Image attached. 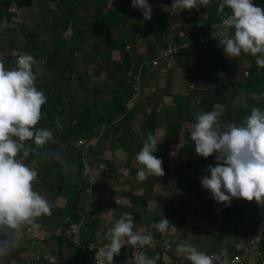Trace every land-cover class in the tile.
<instances>
[{
    "label": "crops",
    "instance_id": "crops-1",
    "mask_svg": "<svg viewBox=\"0 0 264 264\" xmlns=\"http://www.w3.org/2000/svg\"><path fill=\"white\" fill-rule=\"evenodd\" d=\"M124 2L129 23L141 26L140 36L130 48L133 62L140 63L136 71L131 67L124 74L129 76L126 83L131 86L125 111L110 124L94 127L89 139L81 138L87 142L95 140L85 156L76 144L77 139L57 138L47 158H23L24 163L38 170L33 187L52 205V214L36 218L38 227L25 226L11 250L0 257V264H94L91 254L81 250L66 231L74 228L82 243L108 242L101 241L97 232H106L119 219L120 212L142 215L140 222H134V230L141 233H146V223L153 216L159 220L167 218L170 225L163 239L154 237L151 246L122 247L114 257L115 264H134L140 251L157 257L158 264H191L176 252V245L182 241L191 242L208 255L226 250L229 264H264V205L243 198H234L230 206L216 202L202 187L201 177L210 176L209 165L223 162L215 160V153L205 158L194 148L179 149L184 143L183 134L191 132L196 122L189 117L199 113L200 101L212 103L211 111L220 112L221 129L229 123L242 124L252 107L264 108V99L253 98L254 93L264 97V69L256 63L257 57L249 53L241 52L238 57L225 55L219 37L184 48L187 41H196L200 34L217 32L216 24L209 22L213 15L219 17L215 12L222 0L185 10L172 3L164 4L165 0H148L162 14L161 18L152 14L150 20H144L142 12L131 7V0ZM253 3L264 9V0ZM156 23L166 31L158 42L155 39L161 29ZM167 46H176L177 52L152 64L157 50ZM117 55V59H112L118 61V52ZM254 67L263 78L250 75ZM95 68H101L102 75H93V80L85 76L88 80H83L84 87L80 89L85 92L74 87V78L70 84L76 100L88 106L96 102L100 111L101 105L111 99L115 76H109L108 66ZM98 78L106 85L104 90L92 86L93 82L98 84ZM178 121L179 128L168 134L166 125ZM150 133L158 142L154 155L163 159L165 174L139 181L136 174L142 165L136 154ZM78 151L80 174L73 162L67 160ZM77 176L86 181L77 209L80 214L88 210L95 214H82L75 221L70 203L77 196ZM235 255L239 258L233 262Z\"/></svg>",
    "mask_w": 264,
    "mask_h": 264
},
{
    "label": "clouds",
    "instance_id": "clouds-1",
    "mask_svg": "<svg viewBox=\"0 0 264 264\" xmlns=\"http://www.w3.org/2000/svg\"><path fill=\"white\" fill-rule=\"evenodd\" d=\"M210 3L211 0H173L172 4L185 10ZM131 7L140 10L144 20L152 18L148 0H131ZM218 10L222 20L215 25V35L225 55L238 57L241 52L249 53L257 57L256 63L264 69V9L253 0H222ZM35 63V58L27 53L17 56L15 68H7L0 61V257L11 250L25 226L38 227L36 218L52 214V205L33 187L38 170L23 162L30 152L44 148L53 139L49 128L38 127L48 97L36 87ZM253 98L264 99L255 93ZM220 115L217 110L203 111L197 114L192 126L195 152L205 158L215 153V160L223 162L208 166L210 176H202L201 185L211 193L212 199L225 206H230L234 198L264 205V108L252 107L242 124L229 123L223 129L219 125ZM56 123L57 127L63 126L59 121ZM157 146L150 133L136 154L137 162L142 165L136 174L139 181L165 174L163 159L154 155ZM169 225V220L163 217L153 222L148 232L141 233L134 230L131 214L123 213L106 232H97L101 241H108L95 252L97 264H115L114 257L126 244L141 249L151 246L154 242L151 229L167 234ZM176 252L191 264H229L226 250L208 255L191 242L178 243ZM157 259L140 251L134 257V264H157Z\"/></svg>",
    "mask_w": 264,
    "mask_h": 264
},
{
    "label": "trees",
    "instance_id": "trees-1",
    "mask_svg": "<svg viewBox=\"0 0 264 264\" xmlns=\"http://www.w3.org/2000/svg\"><path fill=\"white\" fill-rule=\"evenodd\" d=\"M43 1V0H42ZM54 5L59 8L58 15L53 16L54 22L49 23L47 19H41L38 24V29L51 39L50 47H47L45 41L41 38V33L34 32L28 26L20 28L19 35L22 38L20 45L16 46L17 54L5 53L0 46V59L4 62L7 68H15L17 66V56L22 52L32 55L36 63L39 58L44 60L43 70H37L33 65V72L36 74V87L42 90L48 97L47 102L42 106V119L38 127H47L53 132V139L49 146L45 149H38L36 152H30L26 159L40 157L39 153L47 152L48 155L55 147V140L57 138L63 140H76L78 138H90L95 131L94 127H102L103 125L113 122L125 111V102L129 98L131 86L126 83V74L132 67L136 71L140 61L133 62V57L130 53V48L133 47L135 38L140 36V25L129 23L127 20V12L118 7V0H74L67 2V0H51ZM117 1V2H116ZM126 1V0H124ZM128 1V0H127ZM16 0H0V22L3 16L11 17L12 12L9 8L17 6ZM45 2V0H44ZM114 2L116 4H114ZM173 3V0H165L164 4ZM230 12V9H225ZM155 12V13H154ZM209 23L216 25L221 23L222 14L216 9ZM152 14L156 18H161L158 6L152 7ZM152 19V18H151ZM47 20L48 27L42 30ZM158 22L156 19H153ZM158 24L160 30L159 36L155 39L156 42L161 40V36L166 32L162 26ZM127 26V27H125ZM127 29V30H124ZM7 30V29H6ZM68 32V35L65 33ZM8 30L0 31V36L8 37V43H14L12 36H9ZM93 39V42H92ZM92 42V43H91ZM128 42L130 43L127 47ZM113 51L118 52L119 60L112 59ZM120 69H117V65ZM108 66L111 68L109 76L114 75L115 83L111 88V99L101 105L100 111L95 107L96 102L91 105H85L83 102L76 100L75 90L71 88V79L76 77L77 87H84L83 74L80 69L84 68V74L89 75L91 68ZM250 75L254 78L262 77L254 67L250 69ZM95 92L92 93V97ZM212 103L208 101L199 102V113L203 111H211ZM67 108V110H66ZM198 113V114H199ZM196 116L189 117L190 120L196 121ZM183 116H181L182 118ZM57 121L62 127H57ZM178 122H171L166 126L167 133L171 134L179 127ZM184 143L179 147L181 151H187L195 148L194 141L191 139V132L186 131L183 134ZM26 143L31 144V141ZM36 148L35 145H33ZM48 155H43L47 158ZM68 162L77 167V173H81L82 165L80 163V153H71L67 158ZM71 165V164H70ZM78 178V192L71 205L72 220L78 221L82 214L93 216L95 211L88 210L81 212L77 209V205L82 200L83 189L86 186V181L81 177ZM94 209V205L91 204ZM125 212H120L119 217ZM130 213L134 222L141 221L139 213ZM81 215V216H80ZM160 220L153 216L151 220L146 223V232L149 231L153 222ZM153 237L163 239L164 235L155 229H151ZM133 248V247H130ZM159 262V261H157ZM158 264V263H157Z\"/></svg>",
    "mask_w": 264,
    "mask_h": 264
},
{
    "label": "rangeland",
    "instance_id": "rangeland-1",
    "mask_svg": "<svg viewBox=\"0 0 264 264\" xmlns=\"http://www.w3.org/2000/svg\"><path fill=\"white\" fill-rule=\"evenodd\" d=\"M17 2V6L9 8V10L12 12L13 15H11V17H7V16H3L1 18V22H0V31H7L10 32L9 36H12L11 39H13L14 43L11 45H15L14 47L11 48V46L8 43V37L1 35L0 36V46L5 53H11V54H17L18 53V49H16L17 45H20V43L22 42V38L19 35V31L20 28L23 26H28L30 29H32L34 32H38L41 33V38L43 39V41H45L47 47H50V43H51V39L50 37L47 35V33L45 32H41L40 29H38V24L40 23L41 19H47L49 21V23L54 22L53 16L58 15V10L59 8H57L56 5H54V3L51 0H16ZM74 0H67V2H71ZM82 1V0H81ZM89 2L92 0H88ZM94 1V0H93ZM119 1V0H118ZM117 2V1H116ZM114 4H116L114 2ZM118 7L121 9L126 8V3L124 1H119L118 2ZM130 9V8H128ZM133 10V9H132ZM45 20V22L47 21ZM48 27V24L46 22V24H44V27L42 28V30H46ZM7 29V30H6ZM66 35H68V32L65 33ZM93 42V39H92ZM91 42V43H92ZM129 45V44H128ZM127 45V46H128ZM1 54L3 55V53L0 52V56ZM21 54H25V52H22ZM20 54V55H21ZM118 58L117 52H113L112 58ZM1 61V59H0ZM40 62L35 63L34 66H36L37 70H43V66H44V60L42 58H39ZM81 74H83V80L86 83L87 82V78H85L86 73L84 74V68L80 69ZM101 72V68H91V72L89 73L90 75L86 76L93 79H96L95 76H101L102 73ZM94 73V74H91ZM127 76V80H128ZM76 77H74L73 79V83H74V87H77V82H76ZM86 79V80H85ZM90 79V80H91ZM92 82V81H91ZM90 82V83H91ZM98 84H95L93 82V87H100L102 90H104L106 88L105 84H102L103 81L101 78L97 79ZM98 86V87H97ZM82 87H79V90ZM81 91V90H80ZM81 92H85V91H81ZM90 92V91H89ZM110 124V123H109Z\"/></svg>",
    "mask_w": 264,
    "mask_h": 264
},
{
    "label": "built area",
    "instance_id": "built-area-1",
    "mask_svg": "<svg viewBox=\"0 0 264 264\" xmlns=\"http://www.w3.org/2000/svg\"><path fill=\"white\" fill-rule=\"evenodd\" d=\"M215 34H216L215 32L208 33L205 35L200 34L197 36L196 41H193V40L187 41V43L184 45V48L189 49V48L205 43L208 39H215L216 37H218ZM176 52H177L176 46H167L166 48H159L156 52V58L152 60V64L155 65L158 63L159 59L169 58L170 56L174 55ZM94 143H95V140L87 142L86 140L81 139V138H78L76 141L77 146H79V148L82 150L83 156L87 154L88 150L92 147V145H94ZM66 233L72 237V241L76 245H78L81 250H84L90 253L93 258V263L97 264L95 252L99 249V247L102 246V244H106L108 242L100 243V242L91 241L87 243H82L78 232L74 228L67 229ZM126 246H132V245L126 244L124 247ZM238 258L239 256L235 255L233 258V262H235Z\"/></svg>",
    "mask_w": 264,
    "mask_h": 264
}]
</instances>
